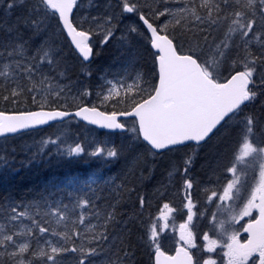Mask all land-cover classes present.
Here are the masks:
<instances>
[{
  "label": "snow or ice",
  "instance_id": "snow-or-ice-1",
  "mask_svg": "<svg viewBox=\"0 0 264 264\" xmlns=\"http://www.w3.org/2000/svg\"><path fill=\"white\" fill-rule=\"evenodd\" d=\"M54 156L0 264H264V0H0V173Z\"/></svg>",
  "mask_w": 264,
  "mask_h": 264
},
{
  "label": "trees",
  "instance_id": "trees-1",
  "mask_svg": "<svg viewBox=\"0 0 264 264\" xmlns=\"http://www.w3.org/2000/svg\"><path fill=\"white\" fill-rule=\"evenodd\" d=\"M111 54L110 50H106L102 53L103 56H109ZM104 64H108L109 59H105ZM100 61V60H99ZM80 162H67L63 159L60 163H53L47 168V173L45 172H34L27 169H22L19 174H9L7 176L0 173V194L9 191H25L26 189H22L21 186L27 184L29 188H32L36 185H43L45 182L50 180V177L57 176L59 171H66L68 176H77L80 168ZM21 177H24L23 179Z\"/></svg>",
  "mask_w": 264,
  "mask_h": 264
},
{
  "label": "rangeland",
  "instance_id": "rangeland-1",
  "mask_svg": "<svg viewBox=\"0 0 264 264\" xmlns=\"http://www.w3.org/2000/svg\"><path fill=\"white\" fill-rule=\"evenodd\" d=\"M105 59H109V62L108 64H104V62L106 61ZM100 60V61H99ZM96 65L99 69L101 70H106V69H111V70H116V65L113 64V54L111 52V54H109V56L107 55L106 57L102 55L97 57L96 58ZM43 135V133H41ZM83 134V133H82ZM24 159V154H18L14 163H15V166L17 168H20V161ZM63 160V158H60V157H52L49 161L47 162H42L40 163L39 165H33L31 166L29 169L27 170H31V171H34V172H45L47 173V168L53 164V163H60L61 161ZM80 162V168H79V172L77 173V176L81 177V178H84L86 176H88L89 174H91L99 165L96 163V161L94 160H89L87 162H85L84 160H79ZM22 170V169H21ZM105 174L106 175H110L112 174L108 169H105ZM57 176H55L57 180H60L62 178L65 177V175L67 174L66 171H59ZM54 177H50V180H52Z\"/></svg>",
  "mask_w": 264,
  "mask_h": 264
}]
</instances>
